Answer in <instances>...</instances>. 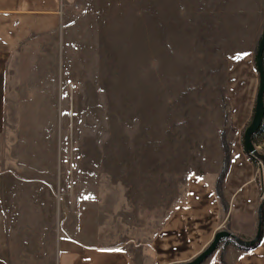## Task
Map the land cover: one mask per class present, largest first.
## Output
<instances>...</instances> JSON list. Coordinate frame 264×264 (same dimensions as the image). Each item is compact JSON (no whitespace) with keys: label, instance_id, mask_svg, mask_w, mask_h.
<instances>
[{"label":"rangeland","instance_id":"rangeland-1","mask_svg":"<svg viewBox=\"0 0 264 264\" xmlns=\"http://www.w3.org/2000/svg\"><path fill=\"white\" fill-rule=\"evenodd\" d=\"M263 25L264 0H71L55 34L22 43L9 63L11 157L31 166L35 145H54L69 208L96 196L105 243L129 252L153 240L194 182L222 205L227 177L233 187L253 177L258 206L264 163L242 136ZM252 140L264 154V118Z\"/></svg>","mask_w":264,"mask_h":264},{"label":"crops","instance_id":"crops-1","mask_svg":"<svg viewBox=\"0 0 264 264\" xmlns=\"http://www.w3.org/2000/svg\"><path fill=\"white\" fill-rule=\"evenodd\" d=\"M70 1L0 0V264H169L193 258L219 229L251 239L257 224L253 177L235 187L230 180L238 178L227 177L222 205L205 182L192 183L183 207L153 240L129 252L105 243L96 196L81 194L80 205L69 208L72 184L61 167L57 171L54 145H35L31 166L17 153L12 159L5 131L9 63L22 43L55 34ZM203 264H264V208L256 246L221 240Z\"/></svg>","mask_w":264,"mask_h":264},{"label":"water","instance_id":"water-1","mask_svg":"<svg viewBox=\"0 0 264 264\" xmlns=\"http://www.w3.org/2000/svg\"><path fill=\"white\" fill-rule=\"evenodd\" d=\"M264 25L261 36L258 41L254 64L258 74V87L255 95L254 110L250 122L245 127L242 136L244 151L250 158L256 160L259 164L264 163V154L259 153L253 143V136L260 128L264 118ZM264 208V199H261L257 206V224L255 234L251 239H243L227 229L217 230L208 245L197 255L187 261L175 262L169 264H203L216 250L221 240L232 239L241 247H251L257 243L262 233V212Z\"/></svg>","mask_w":264,"mask_h":264},{"label":"trees","instance_id":"trees-1","mask_svg":"<svg viewBox=\"0 0 264 264\" xmlns=\"http://www.w3.org/2000/svg\"><path fill=\"white\" fill-rule=\"evenodd\" d=\"M260 128H261V126H260ZM260 128L258 129V131L260 130ZM258 131H257V132H258ZM257 132H256V133H257ZM256 133H255V134H256ZM255 134H254V135H255ZM256 245H257V243H256L255 245H253L252 247H254V246H256Z\"/></svg>","mask_w":264,"mask_h":264}]
</instances>
